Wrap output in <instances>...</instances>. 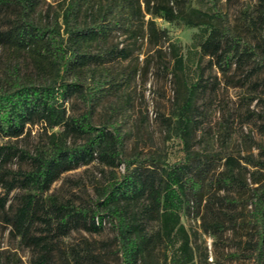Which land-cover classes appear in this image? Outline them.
I'll return each mask as SVG.
<instances>
[{
    "label": "rangeland",
    "instance_id": "374dc122",
    "mask_svg": "<svg viewBox=\"0 0 264 264\" xmlns=\"http://www.w3.org/2000/svg\"><path fill=\"white\" fill-rule=\"evenodd\" d=\"M72 1L39 0L33 21L40 26L56 21L63 25V13ZM134 1L141 12L134 13L128 0H80L83 22L90 24L107 11V20L118 19L120 27L100 47L115 52L103 64L105 88L92 100L78 93L70 96L64 102L67 115L80 118L91 113L95 127L119 133L123 159H138L157 173L191 154V174L201 179L203 187L198 195L188 193L190 205L181 217L195 263L257 264L251 197L253 189L264 186V67H258L257 59H249L221 73L208 57L200 55L203 25L191 26L182 17L167 21L147 13L144 0ZM259 4L260 0H172L185 15L193 9L210 15L220 12L221 17L210 23L227 25L263 57V32L256 22ZM19 11L15 4L0 3V33L9 29ZM151 20L158 29L155 36L148 29ZM177 55L185 60L183 69L177 67ZM50 76L39 71L27 54L15 53L0 40V86L10 87L14 79L44 83ZM65 80L85 89L93 83L85 70L66 75ZM195 85L189 112L192 127L186 135L177 120ZM62 132L61 126L50 128L38 122L28 124L19 137H0V151L11 152L0 163V264H36L42 253L48 254L50 264H123L116 229L107 218L98 231L76 220L67 229L57 220L49 225L42 216L32 218L28 238L18 228L17 215L27 195L36 194L45 207L55 199L90 208L100 190L125 172L124 165L113 168L97 160L80 163L62 173L46 192H36L26 177L35 167L33 158L47 150L54 133ZM67 143L73 146L82 141L69 138ZM230 172L240 183L221 187L219 180ZM224 196L234 203H226ZM146 229L154 236L160 224L149 222ZM179 245L156 240L146 264H171Z\"/></svg>",
    "mask_w": 264,
    "mask_h": 264
},
{
    "label": "trees",
    "instance_id": "16d2710c",
    "mask_svg": "<svg viewBox=\"0 0 264 264\" xmlns=\"http://www.w3.org/2000/svg\"><path fill=\"white\" fill-rule=\"evenodd\" d=\"M134 13L141 12V6L128 0ZM39 0H0L2 4H15L20 11L6 31L0 33V40L15 53L27 54L39 71L51 73L44 83L23 82L14 79L10 87L0 86V137H19L28 124L45 123L48 127L61 126L63 132L54 133L46 151L33 158L35 167L26 175L32 189L46 192L62 173L75 169L80 163L90 164L97 160L109 167L125 166L121 177L103 187L92 207L82 208L50 200L49 207L36 194L27 195L23 207L17 215L18 228L23 237H29L32 218L39 217L49 225L54 220L64 229L71 222L88 223L89 228L98 231L105 218L109 219L117 232L123 264H146V256L151 253L152 244L159 241L179 243L171 264H196L189 234L182 223L181 214L190 205L188 193L198 195L203 187L200 178L191 174V154L184 161L167 164L157 173L144 167L138 159H123L122 138L119 133L105 127H95L91 113L80 118L67 115L64 102L78 93L85 100L105 88L106 74L104 62L107 55L113 56V49L100 50L101 44L109 40L111 34L120 27L116 18L107 20V11L100 18L88 24L82 21L80 0L72 1L63 13V25L58 21L40 26L33 21V14ZM145 11L167 21L183 18L191 26L205 27V39L201 44V57L226 74L234 66H241L249 59H257L259 68L264 67V56L242 38L233 35L229 27H219L210 20L221 17L193 9L189 15L178 12L172 0H144ZM263 32L264 43V0H260L256 19ZM152 36L158 34L154 20L149 21ZM165 32V31H163ZM98 51L94 52L93 50ZM176 64L184 68L183 56H176ZM87 71L93 83L86 89L82 84L69 83L66 75ZM192 86L182 104L177 120L178 128L188 135L192 127L189 112L192 110L196 89ZM74 138L81 144L68 146L67 140ZM187 143V141H186ZM188 145V144H187ZM188 147V146H187ZM11 152L0 151V163L8 160ZM228 162H234L229 159ZM221 187H232L240 183L237 175L230 172L219 180ZM226 203H234L233 198L224 196ZM42 200V199H41ZM252 223L257 241V264L264 261V186L253 189ZM45 215V217H43ZM158 222L160 230L150 236L146 225ZM47 253L39 255L36 264H50Z\"/></svg>",
    "mask_w": 264,
    "mask_h": 264
}]
</instances>
